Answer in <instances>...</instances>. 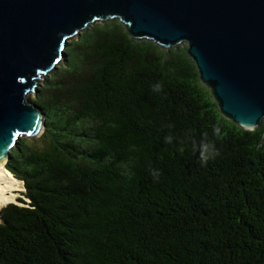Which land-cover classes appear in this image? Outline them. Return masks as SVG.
Returning a JSON list of instances; mask_svg holds the SVG:
<instances>
[{
    "label": "trees",
    "instance_id": "16d2710c",
    "mask_svg": "<svg viewBox=\"0 0 264 264\" xmlns=\"http://www.w3.org/2000/svg\"><path fill=\"white\" fill-rule=\"evenodd\" d=\"M27 100L44 129L5 163L30 203L0 210V264H264V121L225 119L185 46L94 23Z\"/></svg>",
    "mask_w": 264,
    "mask_h": 264
},
{
    "label": "water",
    "instance_id": "95a60500",
    "mask_svg": "<svg viewBox=\"0 0 264 264\" xmlns=\"http://www.w3.org/2000/svg\"><path fill=\"white\" fill-rule=\"evenodd\" d=\"M109 20L135 41L184 44L225 119L246 131L264 121V0H0V164L20 137L43 132L44 115L26 96L68 41Z\"/></svg>",
    "mask_w": 264,
    "mask_h": 264
},
{
    "label": "bare ground",
    "instance_id": "6f19581e",
    "mask_svg": "<svg viewBox=\"0 0 264 264\" xmlns=\"http://www.w3.org/2000/svg\"><path fill=\"white\" fill-rule=\"evenodd\" d=\"M21 182L5 170L4 162L0 164V209L8 204H17V198L23 192Z\"/></svg>",
    "mask_w": 264,
    "mask_h": 264
},
{
    "label": "clouds",
    "instance_id": "9594fccd",
    "mask_svg": "<svg viewBox=\"0 0 264 264\" xmlns=\"http://www.w3.org/2000/svg\"><path fill=\"white\" fill-rule=\"evenodd\" d=\"M161 86L157 84L155 86L154 90H160ZM216 132L219 133V129H216ZM170 142V138H169ZM218 151H215L214 146H209L208 144H203L201 146V152H200V158L203 162H207V160L210 158V156L218 155Z\"/></svg>",
    "mask_w": 264,
    "mask_h": 264
},
{
    "label": "rangeland",
    "instance_id": "374dc122",
    "mask_svg": "<svg viewBox=\"0 0 264 264\" xmlns=\"http://www.w3.org/2000/svg\"><path fill=\"white\" fill-rule=\"evenodd\" d=\"M181 46H185L184 44H182ZM41 83V79H40V81L38 82V85ZM33 95H34V93H30L29 95H27L26 96V99H30V98H32L33 97ZM20 138H26V137H20ZM4 168H5V164H4ZM6 170V169H5ZM7 171V170H6ZM12 175V174H11ZM13 176V175H12ZM19 181V180H18ZM21 182V185L23 186V184H22V181H20ZM25 188H24V186H23V190H24ZM23 193H24V191L21 193V195H20V197H18L17 198V204L16 205H19V206H27L28 204V199L27 198H25L24 197V195H23ZM12 204V203H11ZM6 206V205H5ZM4 206V207H5ZM3 208V207H2ZM1 208V209H2ZM0 209V210H1Z\"/></svg>",
    "mask_w": 264,
    "mask_h": 264
}]
</instances>
